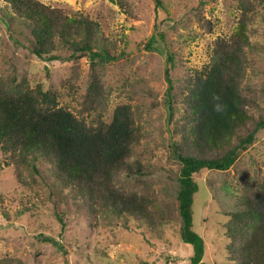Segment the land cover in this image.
<instances>
[{"label": "trees", "instance_id": "obj_1", "mask_svg": "<svg viewBox=\"0 0 264 264\" xmlns=\"http://www.w3.org/2000/svg\"><path fill=\"white\" fill-rule=\"evenodd\" d=\"M4 1L9 25L16 20L24 26L34 55L50 61H90V78L79 102L98 124L97 131L86 136L79 117L60 106L56 90L45 84L32 87L16 73L0 75V153L13 166V179L31 184L51 177L50 188L64 202L71 194L79 197L89 226L97 225L101 216H111L160 240H165L172 226L178 227L181 241L192 246L190 264H215L205 261L207 242L195 228L197 178L208 171L233 168L264 130V81L252 83L250 72L264 74V70L258 72L253 56L254 40H264L259 31L264 26H259L264 24V0H236L235 30L212 42L210 61L202 71L188 68L176 80V66L172 63L166 69L163 124L155 129L158 135L149 145V156L137 151L151 122L145 118L139 123L141 106L139 118L122 106L112 124L105 122L110 92L102 81V69L125 52H111L116 42L104 35L101 23L89 14L70 13L42 0ZM199 2L197 20L213 31L212 20L203 14L210 0ZM159 7L165 8L162 0L156 1ZM165 21L156 26L163 38ZM155 41L154 36L148 46ZM61 51L68 55H59ZM174 57L170 53L169 60L173 62ZM109 133L114 134L113 140L107 138ZM240 186V206L227 213L224 223L227 264H264V166L255 167L253 177L243 176ZM25 207V211L31 209ZM57 217L64 227V212ZM44 239L63 248L53 238ZM0 263L8 264V260Z\"/></svg>", "mask_w": 264, "mask_h": 264}, {"label": "rangeland", "instance_id": "obj_2", "mask_svg": "<svg viewBox=\"0 0 264 264\" xmlns=\"http://www.w3.org/2000/svg\"><path fill=\"white\" fill-rule=\"evenodd\" d=\"M42 1L70 13L89 14L101 23L104 35L116 42L111 52L116 55L125 52L119 61L102 69V81L110 92L104 119L106 124H112L116 113H122V106L140 116L138 106H141L139 112L144 117L140 116L141 121L137 122L142 123L145 118L151 121L147 126L151 133L143 144L137 145V151L147 156L149 145L158 135L155 129L163 124L161 107L167 89L166 69L172 63L176 66L173 71L176 80L188 68L202 71L210 61L212 42L219 36L229 37L239 16L236 0H210L203 8L205 18L214 24L210 31L195 15L199 0H162L164 9L156 8L157 0H122L124 5L120 0ZM7 14V4L0 0V75L16 73L32 87L38 84L51 87L60 94V106L82 121L84 135L97 131L98 124L83 111L79 102L90 78V61H50L34 55L24 26L16 20L9 25ZM163 20H167L161 25L164 38L162 30L156 27ZM259 31L264 33V26ZM154 36L156 41L149 47ZM254 44L257 48L253 56L259 72L264 70V40L261 43L254 40ZM173 52L175 57L171 62L169 57ZM59 55L68 53L61 51ZM250 72L252 83L264 81L263 73ZM113 136V133L107 134L109 140ZM6 161L0 153V198H3L0 201V262L7 259L8 264H190L192 246L181 241L178 227L172 226L165 240H160L143 228L136 230L133 223L123 226L111 216H101L97 225L89 226L88 213L78 205L79 197L71 194L64 202L62 195L50 188L52 179L47 176L48 182L37 178V183L20 184L13 179V166H8ZM257 166H264V130H260L255 143L233 168L208 171L197 178L200 190L194 202L195 228L207 242L205 261L227 264L228 239L223 235L227 213L240 206L241 179L246 174L253 177ZM42 169L49 175L45 167ZM25 206L31 209L25 211ZM63 212L64 227L57 217ZM44 237L57 240L63 248Z\"/></svg>", "mask_w": 264, "mask_h": 264}]
</instances>
